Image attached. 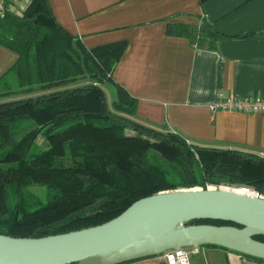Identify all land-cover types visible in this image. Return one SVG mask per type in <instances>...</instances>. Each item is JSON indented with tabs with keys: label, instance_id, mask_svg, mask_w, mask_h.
I'll use <instances>...</instances> for the list:
<instances>
[{
	"label": "trees",
	"instance_id": "trees-1",
	"mask_svg": "<svg viewBox=\"0 0 264 264\" xmlns=\"http://www.w3.org/2000/svg\"><path fill=\"white\" fill-rule=\"evenodd\" d=\"M0 6V46L16 55L0 77V235L40 239L96 227L166 191L213 186L264 196L257 154L190 145L135 120L136 100L112 79L124 43L87 50L48 0L20 13ZM202 224L234 226L187 225Z\"/></svg>",
	"mask_w": 264,
	"mask_h": 264
},
{
	"label": "crops",
	"instance_id": "crops-1",
	"mask_svg": "<svg viewBox=\"0 0 264 264\" xmlns=\"http://www.w3.org/2000/svg\"><path fill=\"white\" fill-rule=\"evenodd\" d=\"M2 1L20 13L32 0ZM48 3L58 24L87 50L125 44L112 79L136 100L137 122L177 134L190 145L249 154L264 151V115L208 109L218 95L264 96V0ZM15 61L16 55L0 46V77ZM189 261L264 264L213 247L193 250Z\"/></svg>",
	"mask_w": 264,
	"mask_h": 264
},
{
	"label": "water",
	"instance_id": "water-1",
	"mask_svg": "<svg viewBox=\"0 0 264 264\" xmlns=\"http://www.w3.org/2000/svg\"><path fill=\"white\" fill-rule=\"evenodd\" d=\"M201 220L234 226L187 225ZM259 236L263 196L242 188L181 189L140 199L96 227L40 239L0 235V264H128L206 246L264 261Z\"/></svg>",
	"mask_w": 264,
	"mask_h": 264
},
{
	"label": "built area",
	"instance_id": "built-area-1",
	"mask_svg": "<svg viewBox=\"0 0 264 264\" xmlns=\"http://www.w3.org/2000/svg\"><path fill=\"white\" fill-rule=\"evenodd\" d=\"M1 13L2 10L0 8V14ZM208 109L210 110V112L213 113L236 112L246 115H251V114L264 115V96L258 94L246 98H236V97H223L222 95H218L216 99L211 104H209ZM257 155L260 158L264 159V151H260ZM192 251L193 249L189 250L188 248L171 250L166 252L163 255V257L165 259L166 264H190L189 259Z\"/></svg>",
	"mask_w": 264,
	"mask_h": 264
},
{
	"label": "rangeland",
	"instance_id": "rangeland-1",
	"mask_svg": "<svg viewBox=\"0 0 264 264\" xmlns=\"http://www.w3.org/2000/svg\"><path fill=\"white\" fill-rule=\"evenodd\" d=\"M106 92V95H107V98H108V102H109V104H110V102H111V100H110V94L108 93V91L106 90L105 91ZM36 145L38 146V147H40V148H44L45 146H44V142L41 140V138L39 137L37 140H36ZM208 187H210V186H208ZM213 187V186H212ZM226 188H231V187H226ZM235 189V188H234ZM189 250H191L190 248H188ZM194 250V249H193ZM161 260H160V262H159V264H166V262H165V259H164V257H163V255L161 256V257H159ZM189 263H190V261H189Z\"/></svg>",
	"mask_w": 264,
	"mask_h": 264
}]
</instances>
